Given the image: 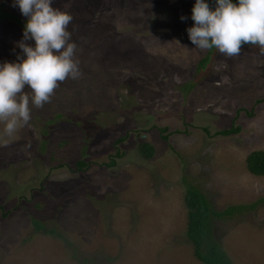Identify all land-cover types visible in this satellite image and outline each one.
I'll return each instance as SVG.
<instances>
[{"label": "rangeland", "instance_id": "rangeland-1", "mask_svg": "<svg viewBox=\"0 0 264 264\" xmlns=\"http://www.w3.org/2000/svg\"><path fill=\"white\" fill-rule=\"evenodd\" d=\"M2 2L20 23L0 22V64L23 57L27 19L14 0ZM194 3L54 0L73 16L82 76L0 146V264H203L185 235L187 185L215 210L264 196V176L245 162L264 149V54L195 48ZM144 139L155 147L150 159L137 149ZM213 228L234 264H264V204Z\"/></svg>", "mask_w": 264, "mask_h": 264}, {"label": "clouds", "instance_id": "clouds-1", "mask_svg": "<svg viewBox=\"0 0 264 264\" xmlns=\"http://www.w3.org/2000/svg\"><path fill=\"white\" fill-rule=\"evenodd\" d=\"M14 6L27 19L17 42L23 57L0 64V146L5 147L29 125L33 108L43 109L62 83L82 76L69 30L72 14L55 7L54 0H14ZM191 19L188 38L200 51L214 48L231 59L251 45L264 54V0H195ZM29 39L34 46L25 43Z\"/></svg>", "mask_w": 264, "mask_h": 264}, {"label": "trees", "instance_id": "trees-1", "mask_svg": "<svg viewBox=\"0 0 264 264\" xmlns=\"http://www.w3.org/2000/svg\"><path fill=\"white\" fill-rule=\"evenodd\" d=\"M206 2L212 3V0H206ZM2 4H4V2L0 3V22L6 19H15L17 23H20V20L14 16V13L4 9ZM247 47L253 46H244V48ZM211 50H208V53ZM208 58L209 54L206 59H203L201 63H199L198 68L203 67L208 62ZM187 86L189 87L191 84L188 83ZM257 102H264V97L258 99ZM239 112L240 110H237V114ZM159 129L160 131L165 130V128ZM239 129V126L231 127L229 129H222L216 133L228 135L239 131ZM162 137L166 139L168 136L164 135ZM124 139V136H120L116 139L114 145H118L120 142L124 141ZM137 149L142 158L150 159L154 155L155 147L147 139H144L139 142ZM119 151L120 150L118 149L113 153L115 158L122 156V153ZM114 162L115 159L112 157L107 164L112 165ZM245 162L246 168L250 173L256 176H264V149H254L250 151L246 156ZM77 164L80 169H84L86 165L83 160H79ZM183 199L187 211L185 235L192 245L193 254L196 259L203 264H234L223 246L214 236L213 220L231 218L234 217L235 214L243 213L249 209L255 208L257 204H264V196L259 197L256 201L250 204H234L221 210H215L201 190L188 184ZM31 223L36 232L46 231V225L39 219L32 217ZM47 232L62 237V235L56 233L53 228H48Z\"/></svg>", "mask_w": 264, "mask_h": 264}]
</instances>
